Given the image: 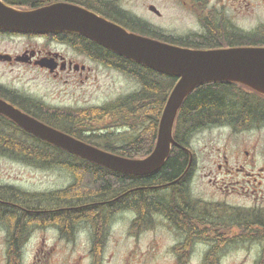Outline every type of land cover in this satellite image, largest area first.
I'll return each mask as SVG.
<instances>
[{"label": "flooded vegetation", "instance_id": "obj_1", "mask_svg": "<svg viewBox=\"0 0 264 264\" xmlns=\"http://www.w3.org/2000/svg\"><path fill=\"white\" fill-rule=\"evenodd\" d=\"M1 1L23 10L73 4L133 33L192 49L249 46V32L264 28V0ZM112 58L103 46L74 32L0 31V99L38 120L53 114L85 128V137L105 138L108 129L120 126L118 114H103L93 127L98 132L86 124L116 97L97 105L86 99L66 103L64 97L72 96L67 89L41 93L31 83L42 77L59 88L65 82L82 85L100 69L120 74ZM244 91L264 102V95ZM8 127L0 114V143L8 141ZM226 128H239V133L264 129V115L201 130ZM130 132L114 137L115 142ZM258 145L252 141L229 156L219 148L200 159L192 152L190 161L183 151L187 162L181 185L35 192L0 188V264H264V153L257 152ZM196 175L207 177L205 188H191ZM215 175L229 178L228 183L211 180ZM65 190V196L58 194ZM9 213L20 224L17 235Z\"/></svg>", "mask_w": 264, "mask_h": 264}, {"label": "trees", "instance_id": "obj_2", "mask_svg": "<svg viewBox=\"0 0 264 264\" xmlns=\"http://www.w3.org/2000/svg\"><path fill=\"white\" fill-rule=\"evenodd\" d=\"M247 45H264V28L259 31L249 32ZM105 50L113 55L115 60L113 58L110 60L116 63L113 66L120 72L134 77L139 87L134 92L123 95L100 107L94 115L95 118L99 119L103 114L108 113L109 116H112L113 112H115L114 114L119 116L122 128L136 131L133 138L120 144H115L111 140L115 133L108 132L105 138L97 135L91 137L93 140H90L91 138L84 139L81 137L84 128L68 125L67 118H62L61 120L50 114L42 120L76 138L100 144L105 150L115 154L131 158L139 157L136 155L144 157L153 146L161 109L177 77L157 73L119 54ZM106 65H108L107 62ZM243 88L247 89L242 84L235 82H212L197 86L186 96L180 106L174 126L175 141L180 145L188 146L192 135L204 125L213 123L235 124V122L240 125L244 124L247 119L255 118L258 115L263 116L264 102H260V99L252 93L248 94ZM257 102L258 104L256 105ZM260 104L261 107L258 110V105ZM59 115H64V113ZM8 122V141L0 143V152H3L11 159L22 161L29 165L63 167L72 175V183L65 188H147L150 185L163 186L176 180L183 173L187 162V155L183 150L174 147L164 164L156 172L145 176L125 175L72 155L28 134L10 121ZM87 126H90L88 128L93 131L98 129L97 127L96 129L91 128V126L95 127L92 121L87 123ZM142 146L143 148L147 147L146 150L144 149L145 152L138 148H142ZM181 184L182 181L179 179L172 185ZM68 190L58 194L65 196ZM70 190L75 191L76 189ZM7 216L10 227L17 235L20 230L19 222L15 220L13 213H9Z\"/></svg>", "mask_w": 264, "mask_h": 264}, {"label": "water", "instance_id": "obj_3", "mask_svg": "<svg viewBox=\"0 0 264 264\" xmlns=\"http://www.w3.org/2000/svg\"><path fill=\"white\" fill-rule=\"evenodd\" d=\"M0 29L77 32L130 60L178 77L164 104L153 149L147 156L137 159L89 145L0 100V113L34 136L85 160L128 175H146L156 171L164 163L171 145L180 147L172 137L173 122L183 99L197 85L231 81L264 94V47L199 50L172 46L128 32L68 3L19 10L0 1Z\"/></svg>", "mask_w": 264, "mask_h": 264}, {"label": "rangeland", "instance_id": "obj_4", "mask_svg": "<svg viewBox=\"0 0 264 264\" xmlns=\"http://www.w3.org/2000/svg\"><path fill=\"white\" fill-rule=\"evenodd\" d=\"M253 24L248 22V27ZM32 74H26L24 77ZM96 75V79L94 78ZM12 76V75H8ZM82 85L73 83H64V87L54 86L52 80H40L32 82V89L38 88L42 92H56L60 89H67L72 92V96H66L63 102L71 101H84L86 99L89 105L102 104L103 100L107 98H113L127 94L139 87L137 80L124 73H114L108 70H98L89 77ZM55 90H52L54 89ZM53 115V114H51ZM58 118V117H57ZM60 119V118H59ZM91 121V120H90ZM92 124L97 126L99 121L97 118L92 120ZM123 129H117L116 132L122 131ZM240 129L233 131L232 129H212V130H197L191 138L190 147L196 154L197 158L200 159L208 153L220 149L221 154L225 152L226 155L241 152L246 145H249L252 141L258 142L257 152L264 153V129L256 128L250 132L239 133ZM135 134V131L130 132L129 136ZM117 136H120L119 134ZM129 138V137H128ZM102 144V143H101ZM224 145L227 147L225 150ZM148 146V143H147ZM140 148L145 152L147 147ZM145 149V150H144ZM142 156V155H136ZM221 158V156L219 157ZM231 165H237L239 162L230 161ZM258 162L261 164L262 160L259 158ZM216 176V177H215ZM210 177L211 180L217 181L218 184L222 185V182L228 183L229 178L221 175H215ZM241 178V177H240ZM221 179V180H220ZM72 183L71 173L60 166H48L40 167L35 165H29L22 161L11 159L7 156H0V187H13L20 191H47L58 188H65ZM207 183V177L194 176L191 188H205Z\"/></svg>", "mask_w": 264, "mask_h": 264}, {"label": "bare ground", "instance_id": "obj_5", "mask_svg": "<svg viewBox=\"0 0 264 264\" xmlns=\"http://www.w3.org/2000/svg\"><path fill=\"white\" fill-rule=\"evenodd\" d=\"M157 213V212H156Z\"/></svg>", "mask_w": 264, "mask_h": 264}]
</instances>
